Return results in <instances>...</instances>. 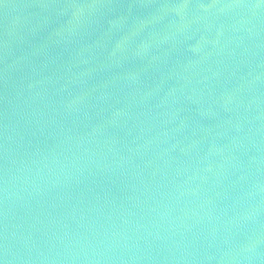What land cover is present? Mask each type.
I'll return each instance as SVG.
<instances>
[{"label": "water", "instance_id": "1", "mask_svg": "<svg viewBox=\"0 0 264 264\" xmlns=\"http://www.w3.org/2000/svg\"><path fill=\"white\" fill-rule=\"evenodd\" d=\"M0 264H264V0H0Z\"/></svg>", "mask_w": 264, "mask_h": 264}]
</instances>
